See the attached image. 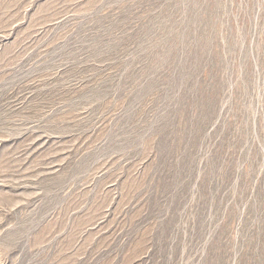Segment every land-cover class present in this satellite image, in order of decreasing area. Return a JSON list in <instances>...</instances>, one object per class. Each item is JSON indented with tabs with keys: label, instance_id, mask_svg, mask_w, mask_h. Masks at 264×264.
I'll return each instance as SVG.
<instances>
[{
	"label": "rangeland",
	"instance_id": "rangeland-1",
	"mask_svg": "<svg viewBox=\"0 0 264 264\" xmlns=\"http://www.w3.org/2000/svg\"><path fill=\"white\" fill-rule=\"evenodd\" d=\"M0 264H264V0H0Z\"/></svg>",
	"mask_w": 264,
	"mask_h": 264
}]
</instances>
